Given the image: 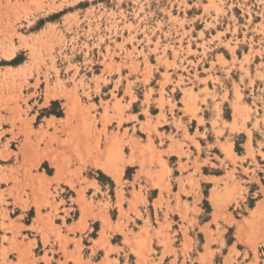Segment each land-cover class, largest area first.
<instances>
[{"label": "rangeland", "instance_id": "374dc122", "mask_svg": "<svg viewBox=\"0 0 264 264\" xmlns=\"http://www.w3.org/2000/svg\"><path fill=\"white\" fill-rule=\"evenodd\" d=\"M159 94L158 105L169 104L176 117L201 110H183L184 104L199 100L206 108L207 97L220 99L214 105L211 133L204 127L205 137L212 141L213 134L221 137L226 129L233 133L243 128L251 138L249 116L254 111L264 114V0H0V264H37L41 249L33 246L35 231L25 225L31 224L36 212L41 216V210L75 203L73 191L61 189L64 200L57 203L60 193L51 192L37 174L52 173L47 162L39 166L44 157L40 145L51 139L49 130L62 133L66 123L84 121L89 134H107L106 127L98 131L97 124L103 108L109 114L111 101L120 106L111 116L120 129L128 107L125 101L133 102L136 111L143 103L154 104L152 97ZM168 94L172 96L165 102ZM156 109L152 105L151 112L157 113ZM147 116L141 130L151 141L166 115L157 116L156 124ZM177 122L186 129L182 118ZM254 126L258 128L257 123ZM260 134L257 129V144L249 143L252 171L239 173V159L228 156L227 145L220 144L225 155L221 163L229 160L233 165L223 178V189L213 192L229 195L220 201V208L212 197L209 200L210 185L202 184L203 212L209 218L214 207L217 240L223 234L221 225H226L229 245L237 226V238L242 239V231L254 224L245 219L259 203L264 213V201L256 205L257 189L241 188L240 180L242 176L249 180L247 174L252 173L264 185ZM233 141L234 153L242 155L245 134ZM132 169H127V177ZM95 177L113 185L102 173ZM71 212L72 219L77 212ZM260 223L257 228L264 230V220ZM198 236L201 241L202 234ZM248 245L250 249L238 246L242 256L233 247L229 260L252 264L253 257L254 264H264V235L257 233ZM206 250L211 252L209 244Z\"/></svg>", "mask_w": 264, "mask_h": 264}, {"label": "crops", "instance_id": "0c3cea01", "mask_svg": "<svg viewBox=\"0 0 264 264\" xmlns=\"http://www.w3.org/2000/svg\"><path fill=\"white\" fill-rule=\"evenodd\" d=\"M158 96L152 97L151 103L154 104L143 103L136 111L133 110V102L125 101L128 107L120 129L118 120L111 117L114 108L118 110L120 106H114V101H111L109 114H105L103 108L97 124L98 131L106 127L107 134L103 131L91 135L84 121L66 123L62 133L49 130L51 139L40 145L39 153H44V157L39 166L47 162L52 173L39 170L37 174L53 193L59 189L72 190L75 203H67L68 206L60 204L59 208L50 211L41 210V216L36 212L31 224L25 225L35 231L31 233L34 236L31 240L35 241L34 247L38 245L41 249L37 264H236L229 260L231 249L235 247L238 250L239 245L250 249L248 243L257 233L264 235V230L257 228L264 220L261 203L260 219L242 231V239L237 238V226L231 245L225 239L226 225H221L223 234L217 240L213 203L209 218L201 207L204 199L202 184L210 185L209 200L212 197L214 201L216 196L219 208L220 201L227 198L213 193L223 189V178L233 168L229 160L221 163L225 155L220 144L227 145L225 147L232 150V158L239 159L236 166L239 173H244V169L255 170L248 148L250 142L254 145L256 140L257 144V129L261 131L260 142L264 145L261 122L264 114L254 111L249 116L246 126L251 131V138L243 128L233 133L226 129L223 136L213 134L212 141H209L204 127L211 133L212 126L209 125L213 124L216 116L214 105L220 99L207 97L206 108L199 100L184 104L183 110H201L196 111V115L183 111L176 117L175 110V115L170 114L169 104H164L163 108L158 105L156 99L160 98V94ZM171 96H165V102ZM152 105L157 108L155 114L151 112ZM162 113L166 115V120H160L150 141L148 134L141 130V124L148 120L147 114L156 124L157 116ZM179 118H182L186 129L177 122ZM133 128L137 129V133L133 134ZM126 130L128 134L125 135ZM139 133H144L146 137H141ZM241 134H245V142L242 144V155H238L234 153L233 140ZM210 147L221 155L211 153ZM128 168H133L129 177L126 176ZM205 168L208 171L205 172ZM218 170L220 173L216 172ZM99 173L113 185L100 183L95 177ZM247 175L249 180L245 176L240 177L241 188L247 190L253 185L257 189V205L264 201V185L255 174ZM217 183L219 187L216 188ZM61 196L60 193L55 198L57 203L64 200ZM71 209L77 212L72 219ZM251 211L246 216L247 220L254 217ZM200 233L203 237L201 241ZM208 244L211 252L206 250ZM239 253L242 256L244 251ZM219 254H222V259L217 263ZM45 255L47 259H44ZM252 258L251 263L254 264Z\"/></svg>", "mask_w": 264, "mask_h": 264}, {"label": "bare ground", "instance_id": "6f19581e", "mask_svg": "<svg viewBox=\"0 0 264 264\" xmlns=\"http://www.w3.org/2000/svg\"><path fill=\"white\" fill-rule=\"evenodd\" d=\"M14 53V52H13ZM14 56V55H13ZM13 56H11V57H13ZM70 109V111H71V108H69ZM244 109V108H243ZM241 110H242V108H241ZM240 111V110H239ZM238 114V113H237ZM237 114H235V120H234V122H236V119H237ZM243 118H245V117H243ZM225 153L228 155V156H233L232 154V150L230 149V148H225ZM219 195V194H218ZM227 195V194H226ZM219 197H221V198H223L224 199V197L225 196H223V195H219ZM227 198H229V195L227 196ZM213 199H214V205H215V207L216 208H218V202H219V199L218 198H216V196H214L213 197ZM227 200V199H226ZM260 203L255 207V209L254 210H252L251 212V214H252V216H254V217H251L250 219H249V221L250 222H252V220H254L255 222H253V223H256L258 220H259V218L258 217H261V215L259 216L258 215V213H259V211H260ZM245 220H247V219H245ZM245 220H244V222H245ZM248 221V222H249ZM253 240V239H252Z\"/></svg>", "mask_w": 264, "mask_h": 264}]
</instances>
